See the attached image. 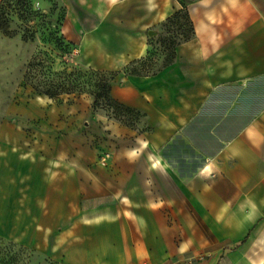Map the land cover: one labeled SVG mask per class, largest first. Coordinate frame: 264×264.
Returning a JSON list of instances; mask_svg holds the SVG:
<instances>
[{"label":"crops","instance_id":"obj_1","mask_svg":"<svg viewBox=\"0 0 264 264\" xmlns=\"http://www.w3.org/2000/svg\"><path fill=\"white\" fill-rule=\"evenodd\" d=\"M62 2L81 65L111 75L143 129L108 122L109 163L83 187L76 145L57 144L46 174L0 200V235L59 264H264V0ZM179 11L193 37L132 72Z\"/></svg>","mask_w":264,"mask_h":264},{"label":"rangeland","instance_id":"obj_2","mask_svg":"<svg viewBox=\"0 0 264 264\" xmlns=\"http://www.w3.org/2000/svg\"><path fill=\"white\" fill-rule=\"evenodd\" d=\"M34 7L48 19L44 22L42 17H37L33 40H23L22 23L16 17L10 27L17 33L15 37L0 32L2 201L8 192L19 193L26 179L33 178L32 173L46 174L50 167L40 159L51 157L57 151V144L65 158L69 146L76 145L77 182L83 187L85 169L97 167L88 164L103 165L105 154L110 157L111 153L101 148L103 141L110 139L108 122L136 131L143 129L142 113L110 105L111 75L81 65L78 49L63 35L67 9L62 0L55 6L35 0ZM161 30L163 40L147 61L130 69L132 72L152 74L172 62L171 43L184 40L182 30L178 26ZM48 91L58 95L51 96ZM23 159H29L28 163ZM16 214L19 218V209ZM10 241L0 235V264H59Z\"/></svg>","mask_w":264,"mask_h":264},{"label":"trees","instance_id":"obj_3","mask_svg":"<svg viewBox=\"0 0 264 264\" xmlns=\"http://www.w3.org/2000/svg\"><path fill=\"white\" fill-rule=\"evenodd\" d=\"M35 0H0V32L5 35L6 37L13 38L17 35L15 31H11L10 27L11 24L16 17L18 21L22 23V30H23V40L29 41L33 40L36 33V28L38 25L36 24L37 17H42L47 20L48 18L42 15L40 10H36L34 7ZM43 2L52 4L53 6L56 5V2L59 0H42ZM46 24L49 22L46 21ZM172 26H178L179 29L182 30V35L184 40L182 42H186L190 40L194 35V27L192 21L190 20L189 14L187 11H179L174 14L171 18H169L166 23L162 25L163 29H170ZM187 28V30H185ZM164 38V37H163ZM163 39L160 40V42ZM182 42L175 44L173 41L171 45H174L173 51V60L175 59V48ZM170 62L169 64H171ZM112 80V79H111ZM111 80L108 85L111 95ZM48 94L51 96H56L58 94L52 93L48 91ZM97 104V103H96ZM110 105H114L117 109H126L128 112H134L135 110L126 108L123 104L119 103L115 99L112 98L110 100Z\"/></svg>","mask_w":264,"mask_h":264},{"label":"built area","instance_id":"obj_4","mask_svg":"<svg viewBox=\"0 0 264 264\" xmlns=\"http://www.w3.org/2000/svg\"><path fill=\"white\" fill-rule=\"evenodd\" d=\"M109 159H110L109 155L105 154V156L102 159L103 165H107L109 163V161H108Z\"/></svg>","mask_w":264,"mask_h":264}]
</instances>
